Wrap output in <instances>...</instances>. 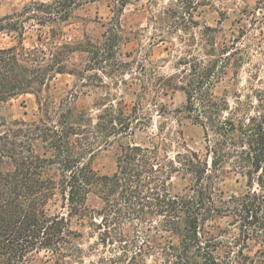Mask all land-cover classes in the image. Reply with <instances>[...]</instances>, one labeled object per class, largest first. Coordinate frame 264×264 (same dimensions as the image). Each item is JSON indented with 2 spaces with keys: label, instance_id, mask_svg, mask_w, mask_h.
I'll use <instances>...</instances> for the list:
<instances>
[{
  "label": "trees",
  "instance_id": "obj_1",
  "mask_svg": "<svg viewBox=\"0 0 264 264\" xmlns=\"http://www.w3.org/2000/svg\"><path fill=\"white\" fill-rule=\"evenodd\" d=\"M97 1L106 2L113 13L102 22V40L87 34L65 39L62 25L75 10ZM130 2L31 0L0 15V34L13 41L0 46V104L32 93L40 110L34 120L0 118V264H30L41 253L55 264L82 259V232L72 229L65 216L46 212L56 191L65 198L69 216L88 218L98 245L106 249L89 264H264V74L258 65L248 71L232 101L213 90L230 69L238 77V70L251 63L252 44L264 51L263 28L260 35L241 28L221 42L208 34L202 57L180 58L178 72L159 77L185 93V103L172 111L204 132L203 154L187 146L175 150L180 131L151 130L149 107L161 104L157 113L163 115L164 103H154L141 70L132 73L136 58H117L122 55L120 17ZM201 5L217 7L215 0H170L155 21L169 31L187 30L198 25L194 16ZM245 12L251 13L252 26L264 23L258 15L264 13V0ZM29 28L39 31L41 44L25 45ZM244 37L250 43L241 42ZM114 59L115 83L127 84V70L141 82L133 104L112 92L97 98L93 107L73 101L77 90L59 101L40 97L56 74L74 75L79 86L92 87L93 76L105 73ZM115 143L116 170L98 174L91 158ZM227 170L246 177V193L225 196L220 179ZM175 175L187 180L183 192L173 190ZM91 193L102 200L99 209L89 207Z\"/></svg>",
  "mask_w": 264,
  "mask_h": 264
},
{
  "label": "rangeland",
  "instance_id": "obj_2",
  "mask_svg": "<svg viewBox=\"0 0 264 264\" xmlns=\"http://www.w3.org/2000/svg\"><path fill=\"white\" fill-rule=\"evenodd\" d=\"M31 0H0V15L20 10L26 3ZM260 0H215L216 8L211 5H201L195 13L197 26H190L187 30L172 29L164 27L155 21V18L168 5L170 0H131L125 7L120 17L122 25V41L117 58L125 61H131L135 74L141 70L140 75L142 82L145 81L151 90V97H155V102L164 103L162 108L164 114L160 115L157 110L161 108V104L150 105V113L152 116V129L157 131V126H161L165 132L172 130L180 131L177 134V141L174 143L175 150L183 149L185 146L192 150L199 151L201 154L205 151L204 132L200 125L195 124L184 114L173 112L175 108L181 107L185 101V93L180 90H174L162 83L160 76H169L178 72L179 60L188 57L190 54L203 56V42L208 34L216 38L217 41H225L232 39L238 35L241 28H247L251 33L259 34V28H263L264 23L252 26V15L250 11L257 7ZM219 10H223L222 12ZM224 12V13H223ZM259 19H264V13H258ZM113 16L112 11L104 1L91 2L83 7L75 10L74 16L62 25L64 32L63 37L67 40L83 39L85 34L95 41L102 40V34L106 27L102 22H108ZM193 25V24H192ZM210 26L214 30L206 29ZM247 31H245L246 34ZM44 36L47 31L42 32ZM39 31L36 28H29L25 35V45L32 47L41 44L38 38ZM162 38H166L162 41ZM243 43H250L247 37H244ZM241 43V44H243ZM13 44L11 36L0 34V46H10ZM208 44V41L206 42ZM264 49V45H263ZM130 54V57L127 55ZM252 61L245 64L238 70V77L233 70H229L221 80H219L213 90L216 95L225 97L232 101V92L239 85L245 84L248 78V71L255 72L254 66L258 65L260 74H264V51L260 47L252 44L250 49ZM112 60L106 65L105 73L99 71L97 76H93L92 87L79 86L77 78L71 74H56L50 78L44 91L40 97L45 96L59 101L64 98L73 96L77 90L78 95L73 101L81 107H93L97 98H102L108 92L117 93L128 105L133 104L136 98V92L140 91L139 81H134L127 70L125 79L127 84L115 83V75L117 71V61ZM255 64V65H254ZM133 81V82H132ZM157 106V107H156ZM171 110V111H169ZM40 113L38 107L37 96L32 93L18 95L6 103L0 104V118L13 119L23 118L26 120H34ZM94 113L96 111L94 110ZM176 135V134H175ZM141 140L140 136L135 139ZM178 141L181 146H178ZM117 144L103 147L98 150L91 158L92 167L100 175L112 174L117 167ZM173 190L175 192H183L187 185V180L182 179L179 175H175L172 179ZM257 186V185H256ZM220 188L226 197L233 194L243 195L249 190L247 179L239 172L227 170L222 174L220 179ZM88 205L92 209H99L102 206V200L95 193H91L88 197ZM66 200L60 191L51 198L46 205V212L49 216H65L69 219L70 227L76 231L82 232L83 237L80 241L81 247L84 249L82 259L72 261L73 264H89L90 260H97L98 256L103 254L106 249L102 245H98L97 234L91 232L88 225V218L81 219L76 216H69ZM109 253H107L108 255ZM76 260V259H75ZM149 262H152L149 259ZM30 264H55L53 260L47 261L43 256H37Z\"/></svg>",
  "mask_w": 264,
  "mask_h": 264
}]
</instances>
